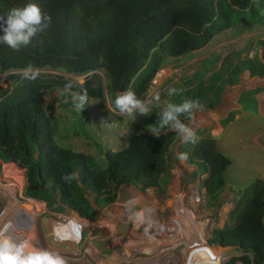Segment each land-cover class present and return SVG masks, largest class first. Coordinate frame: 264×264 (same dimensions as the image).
Masks as SVG:
<instances>
[{
  "label": "trees",
  "instance_id": "obj_1",
  "mask_svg": "<svg viewBox=\"0 0 264 264\" xmlns=\"http://www.w3.org/2000/svg\"><path fill=\"white\" fill-rule=\"evenodd\" d=\"M27 3L38 5L52 23L19 51L0 42V70L48 65L82 73L101 68L110 99L128 90L142 98L165 55L197 49L236 23L264 26V0H0V16ZM69 81L55 74H40L34 81L11 74L6 86L0 85V168L9 177L0 181L23 197L22 180L12 183V177L21 176L28 197L48 207L61 202L94 219L96 207L112 201L119 184L144 189L168 180L169 145L176 133L165 129L156 137L140 130L99 155L60 144L42 92L64 88ZM84 87L89 96L101 94L89 80ZM187 161L205 173L201 184L212 195L225 183L231 158L217 148L214 137L202 136L191 144ZM70 173L77 178L64 181ZM209 242L239 251L223 264L264 262L263 179L254 178L240 190L223 225L212 228Z\"/></svg>",
  "mask_w": 264,
  "mask_h": 264
},
{
  "label": "rangeland",
  "instance_id": "obj_2",
  "mask_svg": "<svg viewBox=\"0 0 264 264\" xmlns=\"http://www.w3.org/2000/svg\"><path fill=\"white\" fill-rule=\"evenodd\" d=\"M31 66L40 74H55L73 81L84 77L92 86L101 90L100 96L88 95L90 103L81 111L74 107L70 95L63 87L54 86L42 92L54 138L60 144L84 150L91 155H99L105 149L118 148L137 131L151 132L158 124V112L167 103L179 104L191 99L198 100L203 109L196 111L191 120L187 116H181L180 119L194 129L197 138L214 137L217 148L231 158V163L224 172L223 186L212 195L205 194L201 184L205 173L195 171L196 166L193 163L178 159L179 153L191 155L193 143H181L179 136L175 134L169 145L168 180L160 182V187L149 186L144 189H138L132 184H119L113 200L96 207L94 219L81 217L85 221L81 222L83 226L78 238L71 232L72 230L67 231L68 226L71 227L76 223L77 214L74 210L61 202L48 207L44 200L28 197L24 193L23 178L16 175L12 177V183L16 186L19 185V179L22 180L23 197L20 196L19 190H15L16 199H12L0 184V231L5 229L11 241V251H13L10 253L11 258L29 247L31 250L28 256L22 259L47 252L58 255L65 264L147 263L142 257L150 247L141 249L140 246L133 245L135 244L133 242L121 241L120 235L126 223L122 217L114 220L113 216H110L114 209L125 208L124 217L128 216L130 222L127 227H130V232L136 233L134 229L139 224H151L146 218L151 214V210L155 213L159 208V216H167L169 210L165 202L173 203L178 221L184 222L183 225L186 229L189 227L187 231L192 234L197 230L191 226L192 222L198 221L195 214L180 207L178 188L186 195L191 194L189 188L192 185L203 188L204 197L201 201L202 205L198 208L212 219V229L223 225L228 210L248 182L254 178L264 180V26L262 24L236 23L233 27L223 28L214 33L197 49L177 56L165 55L149 79L141 98L159 93V105L152 107V113L147 116L138 115L133 122L131 117L111 113L106 107L105 103L110 100V95L103 69L95 68L81 73L48 65ZM26 67L0 70V85L6 86L9 75L20 74ZM90 72L93 73L91 76L88 75ZM170 89H175L173 95L168 94ZM64 134L66 136H62ZM16 163L21 162L16 161ZM0 178L2 181L9 179L1 168ZM170 192L173 193L167 197ZM88 197L93 201L91 194H88ZM18 201L24 202L32 209L35 217L33 223L28 220L25 212L20 210ZM164 221L166 222V218L162 220L161 217L157 218L155 228L160 231ZM177 229L182 230V228ZM145 231L136 234L143 237L148 232ZM149 231L152 232L151 229ZM62 233L63 236H60L59 234ZM134 233H132L133 237ZM210 236H207L208 241ZM59 238H62V241H58ZM177 238H181L180 235ZM210 244L215 251L222 253L223 262L231 255L239 254L233 246H219L215 242Z\"/></svg>",
  "mask_w": 264,
  "mask_h": 264
},
{
  "label": "clouds",
  "instance_id": "obj_3",
  "mask_svg": "<svg viewBox=\"0 0 264 264\" xmlns=\"http://www.w3.org/2000/svg\"><path fill=\"white\" fill-rule=\"evenodd\" d=\"M52 23V18L47 13H42L35 3H27L22 7H13L6 14L0 16V28L3 34L0 35V42L6 44L13 51H19L21 47L27 46L33 37L38 33H43ZM24 79L34 81L40 75L38 70H34L31 65L21 70ZM93 73H88L91 76ZM85 78L80 77L76 81H69L64 85L66 92L70 95L75 108L82 110L89 104L87 89L84 87ZM79 89L74 90V89ZM175 89L169 90V95H173ZM160 101L159 93H154L144 99L138 98L131 91H125L110 99L105 103L111 113H118L132 118L135 121L138 115L147 116L152 113L151 109L158 106ZM95 103V102H93ZM203 109L198 100L186 99L182 103H167L158 112V124L151 130V133L158 137L165 129L174 131L180 138L181 143H195L196 132L192 127L182 122L181 116H187L191 120L196 111ZM178 159L187 160L186 153H179ZM75 173L66 174L62 179L66 182L76 179ZM0 264H65L58 255L51 253H40L25 259L19 257L11 258L4 252H0Z\"/></svg>",
  "mask_w": 264,
  "mask_h": 264
},
{
  "label": "built area",
  "instance_id": "obj_4",
  "mask_svg": "<svg viewBox=\"0 0 264 264\" xmlns=\"http://www.w3.org/2000/svg\"><path fill=\"white\" fill-rule=\"evenodd\" d=\"M197 185H192L189 188L190 195H186L182 189H177V195H179L180 200V207L187 209L190 213H194L197 215L198 218H201L202 215L207 217L205 212L198 208V206L202 205V198L204 197V190L203 188ZM170 192L167 197L171 195ZM175 196V193H174ZM201 202V203H200ZM166 208L169 210V214L167 216L161 215L159 216V208L155 211L153 214L155 218L161 217L162 219L166 218V222L164 221V224L161 230H157V228L154 227L153 224L150 225H144L139 224L134 230L136 233H140L143 231H148L152 236V247L151 248H145L148 249V252L145 251L143 253V259L151 258L150 262H147L146 264H168L169 262H174L175 264H206L205 263V256L203 255V251L207 250L209 251L211 257L215 260V264H223V255L222 253H218L214 250V248L211 246L209 241L207 240V236L211 235L209 233L212 225V219L209 218V229L208 233L201 234L199 237L198 235H192L190 231H187L185 227H183V223L181 221H178V215L176 214V207L173 205V203H166ZM119 208V207H117ZM114 209L113 211H118V209ZM121 208V207H120ZM121 217L124 219V222L126 223L123 232L121 233V241H126L130 243V240H132L134 237L132 236V233L130 232V227H127V224L129 222L128 216L124 217V211L125 208H121ZM77 215L78 212L75 211ZM164 216V217H163ZM163 217V218H162ZM120 226V224H118ZM176 225H179L180 228L183 227V231H185V234L180 235L181 238H177L173 235V233L176 230ZM141 227V230L139 231ZM149 229L152 230V232L149 231ZM211 232V231H210ZM111 238V237H110ZM114 239V237H112ZM136 247L140 246L139 244H133ZM219 245V244H218ZM222 246V245H219ZM229 246V245H224ZM212 251L210 250V248ZM214 251V252H213ZM162 254V255H161ZM158 255H161L160 257ZM158 257V258H157ZM145 264V263H143ZM264 264V262L260 263Z\"/></svg>",
  "mask_w": 264,
  "mask_h": 264
},
{
  "label": "bare ground",
  "instance_id": "obj_5",
  "mask_svg": "<svg viewBox=\"0 0 264 264\" xmlns=\"http://www.w3.org/2000/svg\"><path fill=\"white\" fill-rule=\"evenodd\" d=\"M5 182H1L0 181V184H1V186H3V188L4 189H6L7 191H8V193H9V195L12 197V199H16V196H15V194H14V192H15V189H14V187L12 186V185H10V184H4ZM14 189V191H13V189L11 188V187ZM1 190H3V189H1ZM5 190V191H6ZM18 207H20L21 209L20 210H23L24 212H25V214L28 216V220L30 221V222H32V221H34V213L32 212V209L28 206V205H26L24 202H19L18 201ZM149 205H150V203H149ZM118 209V208H117ZM116 210V209H115ZM121 208H119V210L118 211H112V213H111V215L110 216H113V219L114 220H119L120 219V217H121V215H120V213H121ZM151 212V214L148 216V217H146L145 215V217L148 219V221L151 223V224H153L154 225V227L155 226H157L156 224H155V222H156V219L157 218H155L154 217V211L153 210H151L150 211ZM24 214V213H23ZM24 214V215H25ZM194 214V213H193ZM196 215V214H195ZM197 216V215H196ZM195 216V218H196V220L198 221V222H195V221H193L192 222V225L191 226H194L195 228H197V230L195 231V233H192V235H198L199 237L201 236V234L203 235V234H206V233H208V229H209V225H210V223H209V218L208 217H205V216H203L202 215V217L201 218H198V217H196ZM76 217H77V219H76V223L73 225V226H71V227H69L68 226V228H67V231L68 230H72L71 232L72 233H74V234H76V238H78L79 237V234H80V229H81V227L83 226V224L81 223V222H84L85 221V219H87V218H85V219H82V218H84V217H82L81 218V216L79 217V215H76ZM110 219H111V217H110ZM112 220V219H111ZM33 223V222H32ZM137 223V222H136ZM184 223V222H183ZM190 223V222H189ZM2 226V225H1ZM4 226V225H3ZM8 226V225H7ZM134 227H136V226H134ZM183 227H185L186 228V226L185 225H183ZM183 227H182V230L181 229H177V228H180L179 227V225H176V230H175V232L173 233V235L175 236V237H179V235H182V234H185V231H183ZM5 228H6V226H5ZM3 229V228H2ZM188 229H189V227H188ZM188 229H186V230H188ZM133 230V229H132ZM132 233H134L133 231H131ZM146 232V231H145ZM63 234L64 233H62V234H59L60 236H63ZM134 238L132 239V240H130V242H133V243H136V244H139L140 243V247L139 248H141V249H145V248H148V247H152V244H151V241H152V236L150 235V233L149 232H147V233H145L144 234V236L143 237H141V236H139V235H137L136 233H134ZM133 236V235H132ZM202 237V236H201ZM58 241H62V238H59L58 239ZM11 241H10V239H9V237H7V232L5 231V229H3L2 231H0V252H4L7 256H10V253H12L13 251H11V243H10ZM13 248V247H12ZM25 248V247H24ZM210 248V247H209ZM31 250V248H29V247H27V248H25V249H23L22 251H20V252H18L17 253V255H15L13 258H16V256H18L20 259H22V258H24V257H27L28 256V254H29V251ZM210 250L212 251V249L210 248ZM11 251V252H10ZM15 251V250H14ZM36 252V251H35ZM139 252V251H138ZM214 252V251H213ZM217 252V251H216ZM220 252V251H219ZM218 252V253H219ZM162 255V254H161ZM161 255H158L159 257L161 256ZM203 255L205 256V263L206 264H215V260L211 257V255H210V253H209V251H207V250H204L203 251ZM12 256V255H11ZM10 256V257H11ZM158 258V257H157ZM151 259H145V262H149ZM146 264V263H145Z\"/></svg>",
  "mask_w": 264,
  "mask_h": 264
}]
</instances>
